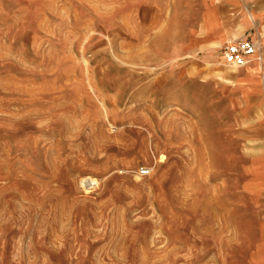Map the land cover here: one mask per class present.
<instances>
[{
    "label": "rangeland",
    "instance_id": "obj_1",
    "mask_svg": "<svg viewBox=\"0 0 264 264\" xmlns=\"http://www.w3.org/2000/svg\"><path fill=\"white\" fill-rule=\"evenodd\" d=\"M169 1L0 0V264H252L219 75Z\"/></svg>",
    "mask_w": 264,
    "mask_h": 264
},
{
    "label": "crops",
    "instance_id": "obj_2",
    "mask_svg": "<svg viewBox=\"0 0 264 264\" xmlns=\"http://www.w3.org/2000/svg\"><path fill=\"white\" fill-rule=\"evenodd\" d=\"M180 1V28L172 29L178 53H201L203 63L219 75L213 81L214 88L230 111L228 120L221 124L239 142L232 152L243 159L239 166L242 181H250L247 186L254 192L261 222L252 264H264V0ZM178 3L169 1L165 8L172 10ZM171 20V16L165 19L168 29L179 25ZM240 37L256 41L258 48L243 65L233 67L218 48ZM207 67H200L199 72L206 73Z\"/></svg>",
    "mask_w": 264,
    "mask_h": 264
},
{
    "label": "built area",
    "instance_id": "obj_3",
    "mask_svg": "<svg viewBox=\"0 0 264 264\" xmlns=\"http://www.w3.org/2000/svg\"><path fill=\"white\" fill-rule=\"evenodd\" d=\"M258 43L246 37H240L226 42L221 47V53L225 61L239 67L243 65L248 57L257 51ZM148 169H141V175L148 174Z\"/></svg>",
    "mask_w": 264,
    "mask_h": 264
},
{
    "label": "bare ground",
    "instance_id": "obj_4",
    "mask_svg": "<svg viewBox=\"0 0 264 264\" xmlns=\"http://www.w3.org/2000/svg\"><path fill=\"white\" fill-rule=\"evenodd\" d=\"M260 59V58H259ZM215 63V62H214ZM231 66H233V67H236V66H234V65H231ZM84 181H87L88 183H90V184H95L96 183V181H95V179L93 178V177H87V178H85V179H83Z\"/></svg>",
    "mask_w": 264,
    "mask_h": 264
}]
</instances>
